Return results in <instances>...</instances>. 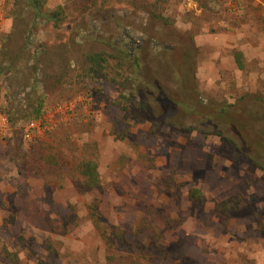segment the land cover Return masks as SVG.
Returning <instances> with one entry per match:
<instances>
[{"label":"rangeland","instance_id":"obj_1","mask_svg":"<svg viewBox=\"0 0 264 264\" xmlns=\"http://www.w3.org/2000/svg\"><path fill=\"white\" fill-rule=\"evenodd\" d=\"M0 113V264H264V0H0Z\"/></svg>","mask_w":264,"mask_h":264},{"label":"trees","instance_id":"obj_2","mask_svg":"<svg viewBox=\"0 0 264 264\" xmlns=\"http://www.w3.org/2000/svg\"><path fill=\"white\" fill-rule=\"evenodd\" d=\"M35 3V1H34ZM36 15L39 14V12L36 10L35 11ZM106 54L103 53V52H99V53H92V54H89L87 56V60L89 62V69H88V72L89 73H94L96 71H99L101 70L102 68L104 69V66L103 64L106 63ZM109 57V56H108ZM116 57V62L114 63V67L115 68H118L119 72H122L123 68L122 66L123 65H126L127 62H130V64H133V66H139L138 65V62L137 61V58L135 57L134 58V61H133V57H130L126 54H124V52H119L117 53V56L115 55ZM105 62V63H104ZM239 65H241V63L238 62ZM40 106L41 104L39 103V105L36 107L35 111H34V115H38L39 112H40ZM82 167V170L81 172L83 173V175H85V177H88L89 179V182L92 183V182H96V164L92 163V162H85V163H82L81 165ZM194 192H198L199 191H194ZM190 195L191 196H194L195 194L193 192H190Z\"/></svg>","mask_w":264,"mask_h":264},{"label":"built area","instance_id":"obj_3","mask_svg":"<svg viewBox=\"0 0 264 264\" xmlns=\"http://www.w3.org/2000/svg\"><path fill=\"white\" fill-rule=\"evenodd\" d=\"M68 106V108H67ZM72 104H67L63 106H57L55 112L64 115V119L67 118L68 110L71 109ZM7 119L0 114V137L7 136L9 126L7 125ZM54 126L53 116L47 113H40L37 118L27 121L23 126V138L26 141L33 142L40 138L46 133L48 129Z\"/></svg>","mask_w":264,"mask_h":264},{"label":"clouds","instance_id":"obj_4","mask_svg":"<svg viewBox=\"0 0 264 264\" xmlns=\"http://www.w3.org/2000/svg\"><path fill=\"white\" fill-rule=\"evenodd\" d=\"M41 113H42V112H41ZM0 114H1V113H0ZM2 115H3V114H2ZM39 115H40V114H38V115H36V116H33V118H30L29 120H33V119L37 118V116H39ZM29 120H28V121H29ZM25 123H26V122H25ZM25 123H24V124H25ZM24 124H23V126H24ZM22 132H23V129H22ZM22 132H21V133H22ZM8 136H9V135H7L6 137H8ZM22 137H23V135H22ZM4 138H5V137H4ZM23 139H24V138H23ZM24 140H25V139H24ZM25 141H26V140H25ZM26 142H29V141H26Z\"/></svg>","mask_w":264,"mask_h":264}]
</instances>
